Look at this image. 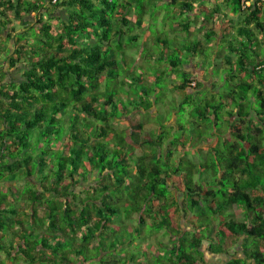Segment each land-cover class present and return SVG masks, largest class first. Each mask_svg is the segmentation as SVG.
I'll use <instances>...</instances> for the list:
<instances>
[{
  "label": "trees",
  "instance_id": "16d2710c",
  "mask_svg": "<svg viewBox=\"0 0 264 264\" xmlns=\"http://www.w3.org/2000/svg\"><path fill=\"white\" fill-rule=\"evenodd\" d=\"M166 13L187 36L172 51L161 39V64L183 77L167 87L184 94L179 107L193 101L189 88H205L184 55L196 61L208 47L222 67L238 66L221 102L194 109L190 133L126 61L149 26H169ZM263 40L264 0H0V264H212L207 253L264 264ZM196 141L209 149L203 163L188 158ZM128 228L164 231L170 244L129 251Z\"/></svg>",
  "mask_w": 264,
  "mask_h": 264
},
{
  "label": "rangeland",
  "instance_id": "374dc122",
  "mask_svg": "<svg viewBox=\"0 0 264 264\" xmlns=\"http://www.w3.org/2000/svg\"><path fill=\"white\" fill-rule=\"evenodd\" d=\"M209 4V3H208ZM201 4H197L196 7H200ZM224 8V6H223ZM164 11H166L167 13H171L173 14L172 11H170L169 8H165ZM166 13V15H161V18H165L164 19V24L166 22L167 25H169L168 27H165L161 24H158L157 27H155L154 29H151L149 26V29L144 31L146 32V34H143V36L146 35V37L140 38L139 42L135 43V46L133 44V46H129L127 47L128 51L127 52V64L130 66H132L134 69L133 71L135 72L134 75L135 76H142L141 74L143 73L146 74L148 76V81L150 83L146 84L149 86L150 90H151V94L153 95V98H160L161 101L163 102L164 106V110L169 114V118L171 116L170 111H173V114H177V119H176V124L178 125H185L187 127V131L190 133L192 132V125L191 123H193V121H196V123H199V120L197 118H195V115L193 114L194 109L196 108H201L203 111L206 110L207 107V101H215V102H221L222 101V96L224 95V92L227 90L228 88V84L225 81V77L227 75V73L229 72L230 74H232V72H234L235 70H237L238 66L235 65L234 69L232 70L231 67L229 66H224L222 67L221 62L219 63L217 61V57L212 55L211 49L207 47V51L205 52V55L201 54L200 52L197 54V58L196 61L192 60L191 58H189L187 55H184L183 57V61H187V64L189 65V67L193 68L194 70H198V68L203 67V71H205L204 73L202 72V70L200 69L199 72H201V76H198L197 80L199 82H203L205 84V88H200L199 90H194V89H188V92L190 94H193V101L191 102L190 105H185V107L181 108L178 105L181 104L179 100L175 99L176 96L180 97L181 100H184L185 96L184 94H181L177 91L174 90V92H169V90H171V88L168 90V85L170 86H174L175 82H181L183 80L182 75L177 73V77L176 75H171V73H168L169 69V65H168V61H163V63L161 64L162 61H160V56L163 54L165 55V45L161 43V39L163 40H167L168 41V47L169 49L172 51V49L175 48V40L173 38H176L175 35L180 38V39H184L186 40L187 36L186 33L182 31V27H180L178 24H176L175 30L173 31L171 28V24H172V18L173 15L170 14V16ZM132 19L135 20V15L132 14L131 15ZM227 19V18H226ZM145 23H144V27H146L149 23H150V17L146 16L145 17ZM55 26L59 27L61 24V21H55ZM136 31L138 32L137 28ZM179 40L176 41V43L178 44V46H183L182 42ZM144 40H147L146 42H143ZM193 40V39H192ZM195 40V39H194ZM216 40V39H214ZM180 41V42H178ZM218 42V40H216ZM214 42L215 44H217V42ZM264 41V40H263ZM264 43V42H262ZM208 43L204 41V45L206 46ZM262 47H264V44H261ZM255 47H258V45H256ZM147 49V54L148 56H142L143 59H146V63L142 64V66H140L139 64H141L143 61L142 59L139 58V56H141V52L142 50ZM228 52V51H226ZM230 53V52H228ZM154 55L153 58H151L150 56ZM233 56V55H231ZM236 57V55H234ZM233 56V58H234ZM187 57L189 59H187ZM152 59L156 60L152 62ZM167 60V58H166ZM236 60V59H234ZM157 64L158 66H154V64ZM161 64V65H159ZM185 64V63H184ZM219 64V65H217ZM187 65V67H188ZM218 67H217V66ZM229 69V70H227ZM128 72H130V70H128ZM131 73V72H130ZM264 76V75H262ZM157 77V78H156ZM149 78H154L155 81H150ZM214 80H216L217 83H214ZM160 80V81H159ZM196 81V80H195ZM236 81H239V79H236ZM197 82V81H196ZM196 82L192 83V87H194L196 85ZM217 84V85H216ZM145 85V86H146ZM216 85V86H215ZM124 88V87H122ZM141 88V87H140ZM146 96V95H145ZM175 97V98H174ZM239 96H234V98H236V100L239 102ZM140 98V97H138ZM231 100V99H230ZM132 99L130 98H125V104L132 110L134 111V106L135 105H131L132 104ZM230 108H225L223 109V118L222 120L219 121L218 123V130L224 132L226 129H228V126L226 127L225 125V118H227L229 116V114L227 113L226 110L228 109H235L236 108V104L233 102V99L230 101V103L228 104ZM160 109V107H159ZM260 110V105L257 102L255 104V110ZM158 111V110H156ZM165 115H161L159 114L158 116L154 117L153 120L155 122V125L159 126L161 124L160 120L164 119ZM225 117V118H224ZM141 119L143 120L144 117L141 116ZM255 123L257 124V120H255ZM115 125H117L120 128L125 127L126 125H128V123L126 121H120L118 124L115 123ZM215 127V124L213 125ZM216 128V127H215ZM217 129V128H216ZM209 135V134H208ZM173 136H175V134H173ZM197 141L191 144V148L189 149V154H188V158L192 159L193 162L196 163H203L206 159H207V154H208V147L206 145H203L202 147H197L196 146ZM22 178H24L26 180V177L24 175H22ZM24 179H22L24 181ZM16 188L19 189H24L26 190L27 188H30L28 185H26L25 183L21 182L18 186H16ZM22 191V190H21ZM7 193H9L10 195L13 194H18L17 190L12 188V191H7ZM25 195L24 193H21ZM21 200V199H20ZM236 214V216L239 219H243V211L242 208L239 206H235L233 209ZM121 214L123 217H125L124 213L126 212L124 210V208H121ZM119 214V216L121 215ZM136 218V217H135ZM151 219V218H150ZM152 221V219H151ZM5 222H7V220L5 219ZM133 223L135 224L136 222L133 221ZM136 228V227H135ZM149 229V228H148ZM147 229V231L144 232L143 236H140L139 238L137 236H135V234H132L133 231L135 229L132 228V230H130L129 228L126 229L128 231H126L127 233H125L123 235V238L130 241V243H135L133 244V247L130 250H132L133 248L138 249L137 251L139 252L138 254H140V252H147L150 256L153 254V251H157L158 249L161 248L160 243H162L163 245H169L170 244V238L165 234L164 231L158 233L157 235L153 236L151 238V235H149V230ZM132 236V237H131ZM146 240V241H145ZM207 246V244L205 245ZM166 252V250H164ZM163 251V252H164ZM2 252V251H1ZM0 252V253H1ZM127 252V251H126ZM5 253L3 252V255ZM165 254V253H164ZM111 256V258H116L117 256L114 254L112 255L109 254ZM208 259L210 260V263L212 264H224L228 258L224 257V256H212L211 254L207 253ZM125 259V255L123 257H121V259Z\"/></svg>",
  "mask_w": 264,
  "mask_h": 264
},
{
  "label": "crops",
  "instance_id": "0c3cea01",
  "mask_svg": "<svg viewBox=\"0 0 264 264\" xmlns=\"http://www.w3.org/2000/svg\"><path fill=\"white\" fill-rule=\"evenodd\" d=\"M197 4H201V3H197ZM197 4H196V6H197ZM56 18V20L55 21H63V20H65V18H66V14H64L63 12H58L57 14H56V16H55ZM229 19H233V20H238V16H235V15H232V14H230V16H229ZM55 21H54V23H55ZM61 25V24H60ZM195 28H196V25H193L192 26V31H194L195 30ZM230 33H232V29L230 28V29H228V31H227V34H230ZM220 42V41H219ZM218 42V43H219ZM219 45V44H218ZM219 63L221 62V65H222V61H220L219 59L217 60ZM186 67H187V64H186ZM200 69L202 70V72L204 73L205 71H203L204 69H203V67H201V68H198V70H194V67L193 68H191V67H189L188 66V72H190V74H192V77L193 78H198V76H201V72H199L200 71ZM198 75V76H197ZM1 257H2V255H1Z\"/></svg>",
  "mask_w": 264,
  "mask_h": 264
},
{
  "label": "built area",
  "instance_id": "2783aa9c",
  "mask_svg": "<svg viewBox=\"0 0 264 264\" xmlns=\"http://www.w3.org/2000/svg\"><path fill=\"white\" fill-rule=\"evenodd\" d=\"M51 1L53 4H56V3H58L59 0H51ZM244 2H245V0H244ZM248 4H250V3H248Z\"/></svg>",
  "mask_w": 264,
  "mask_h": 264
},
{
  "label": "clouds",
  "instance_id": "9594fccd",
  "mask_svg": "<svg viewBox=\"0 0 264 264\" xmlns=\"http://www.w3.org/2000/svg\"><path fill=\"white\" fill-rule=\"evenodd\" d=\"M196 86V85H195Z\"/></svg>",
  "mask_w": 264,
  "mask_h": 264
}]
</instances>
